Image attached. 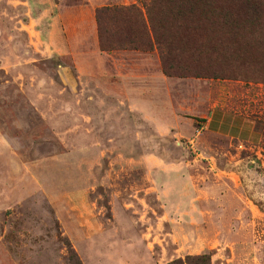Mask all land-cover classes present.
<instances>
[{
	"label": "rangeland",
	"instance_id": "374dc122",
	"mask_svg": "<svg viewBox=\"0 0 264 264\" xmlns=\"http://www.w3.org/2000/svg\"><path fill=\"white\" fill-rule=\"evenodd\" d=\"M144 1L0 0V264H264V0Z\"/></svg>",
	"mask_w": 264,
	"mask_h": 264
},
{
	"label": "trees",
	"instance_id": "16d2710c",
	"mask_svg": "<svg viewBox=\"0 0 264 264\" xmlns=\"http://www.w3.org/2000/svg\"><path fill=\"white\" fill-rule=\"evenodd\" d=\"M144 14L138 8L131 7H115V8H102L96 11L95 19L99 30V46L102 50L120 49L125 50L126 43L133 45L137 39H145L148 44L154 43L160 48V36L154 31L155 26L160 23L157 21L152 22V11L154 8V0H145L142 3ZM146 21L150 27V35L146 32ZM128 22L134 25L135 32H129L125 39L118 38L109 39L104 36V24L111 23L113 25H119L120 23ZM137 26V28H135ZM150 37V39H149ZM68 261L69 264H81L77 258L75 252L71 247H68ZM169 264H210V256L198 255L187 256L184 260L177 259Z\"/></svg>",
	"mask_w": 264,
	"mask_h": 264
}]
</instances>
